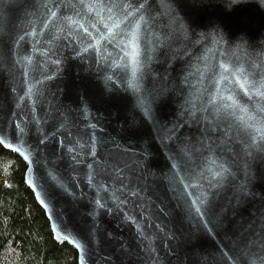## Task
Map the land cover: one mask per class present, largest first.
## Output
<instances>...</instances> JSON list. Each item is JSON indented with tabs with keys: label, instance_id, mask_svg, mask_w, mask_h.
I'll list each match as a JSON object with an SVG mask.
<instances>
[{
	"label": "water",
	"instance_id": "obj_1",
	"mask_svg": "<svg viewBox=\"0 0 264 264\" xmlns=\"http://www.w3.org/2000/svg\"><path fill=\"white\" fill-rule=\"evenodd\" d=\"M0 144L78 264H264V0H0Z\"/></svg>",
	"mask_w": 264,
	"mask_h": 264
},
{
	"label": "trees",
	"instance_id": "obj_2",
	"mask_svg": "<svg viewBox=\"0 0 264 264\" xmlns=\"http://www.w3.org/2000/svg\"><path fill=\"white\" fill-rule=\"evenodd\" d=\"M25 169L22 158L0 144V264H78L77 251L54 240Z\"/></svg>",
	"mask_w": 264,
	"mask_h": 264
},
{
	"label": "snow or ice",
	"instance_id": "obj_3",
	"mask_svg": "<svg viewBox=\"0 0 264 264\" xmlns=\"http://www.w3.org/2000/svg\"><path fill=\"white\" fill-rule=\"evenodd\" d=\"M133 39H135V34H133Z\"/></svg>",
	"mask_w": 264,
	"mask_h": 264
}]
</instances>
